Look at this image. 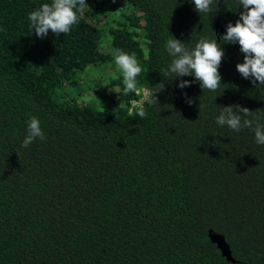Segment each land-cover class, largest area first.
Segmentation results:
<instances>
[{
	"label": "trees",
	"instance_id": "trees-1",
	"mask_svg": "<svg viewBox=\"0 0 264 264\" xmlns=\"http://www.w3.org/2000/svg\"><path fill=\"white\" fill-rule=\"evenodd\" d=\"M45 3L0 0V264H264V145L216 124L234 105L264 124V85L241 76L239 43L221 39L246 11L239 0L209 13L194 0H86L68 34L41 39L28 16ZM171 36L189 49L216 39L218 90L163 76ZM116 49L139 61L137 88L163 85L158 104L142 100L146 118L120 71L88 85L104 107L75 95ZM33 116L45 139L24 148Z\"/></svg>",
	"mask_w": 264,
	"mask_h": 264
},
{
	"label": "clouds",
	"instance_id": "clouds-1",
	"mask_svg": "<svg viewBox=\"0 0 264 264\" xmlns=\"http://www.w3.org/2000/svg\"><path fill=\"white\" fill-rule=\"evenodd\" d=\"M214 0H194L195 9L199 13L212 11ZM218 3V0H216ZM246 11L240 14V20L235 25H227L226 34L221 39L225 42L239 43L240 51L244 54V62L236 65L237 71L245 79L251 78L252 83L264 85V0H239ZM86 0H51V3L43 4L38 10L32 11L28 20L31 31H35L37 37L43 39L51 30L59 36L68 34L74 25L79 23L78 11H83ZM165 49L173 59L166 70L164 77L194 76L200 82L202 89L215 92L221 85V75L218 71L224 56L223 49L216 39H200L195 47L189 49L180 40L172 36L166 41ZM115 64L123 77L125 93L137 91V77L142 72V67L134 54H128L122 50L114 51ZM191 81L182 80L178 87L183 89L191 86ZM163 89L145 91V99L149 104H158L154 93ZM191 104V99L186 101ZM241 113L243 115H241ZM135 114L141 119L146 118L147 112L143 103L135 110ZM251 117V118H249ZM216 124L220 127L227 126L235 132L249 129L254 132L256 143L264 145V124L258 117L252 116V111L240 105L223 107L216 117ZM41 122L36 117H30L27 123V135L22 147L27 148L35 140L43 141L45 133L41 128Z\"/></svg>",
	"mask_w": 264,
	"mask_h": 264
},
{
	"label": "rangeland",
	"instance_id": "rangeland-1",
	"mask_svg": "<svg viewBox=\"0 0 264 264\" xmlns=\"http://www.w3.org/2000/svg\"><path fill=\"white\" fill-rule=\"evenodd\" d=\"M116 71L118 72L120 70L118 69V67H117V65L115 63H113V64H111L109 66L100 65V66H98L96 68L95 72L94 71H86V73L82 74V76H84L82 80H84V85L85 86H83V87L81 86L82 88L79 86L78 88H76L79 91V93L75 94L77 91L76 92L73 91L72 94L74 93L75 95H78L80 97L81 101L93 103L95 105L104 107L103 104H100L98 102V99L95 98L97 96V93L93 89H90L91 87H88V85H91L92 88H93L95 85L98 84V83H96L97 82L96 77H97L98 73L99 74H101V73L114 74ZM138 89H139V92L141 94L140 97L142 96V98L145 99V94L143 93V91L147 90V89L145 87L144 88L143 87H138ZM139 98H138L137 102H141L142 101Z\"/></svg>",
	"mask_w": 264,
	"mask_h": 264
},
{
	"label": "water",
	"instance_id": "water-1",
	"mask_svg": "<svg viewBox=\"0 0 264 264\" xmlns=\"http://www.w3.org/2000/svg\"><path fill=\"white\" fill-rule=\"evenodd\" d=\"M216 27L219 31L223 30L225 28V25L219 24V22L216 20ZM210 238L217 243V245L220 247L221 252L227 257L232 260L235 258L231 254V250L229 247V244L227 240L225 239L224 235L221 232L210 230L209 231Z\"/></svg>",
	"mask_w": 264,
	"mask_h": 264
},
{
	"label": "built area",
	"instance_id": "built-area-1",
	"mask_svg": "<svg viewBox=\"0 0 264 264\" xmlns=\"http://www.w3.org/2000/svg\"><path fill=\"white\" fill-rule=\"evenodd\" d=\"M144 88V87H143ZM146 89H147V91H148V88L147 87H145ZM145 91L146 90H144L143 91V93L145 94ZM137 92H139V89L137 88ZM140 100H144L143 98H142V96L139 98ZM138 101V98L137 99H134L133 101H132V104H139V103H141V102H137Z\"/></svg>",
	"mask_w": 264,
	"mask_h": 264
}]
</instances>
